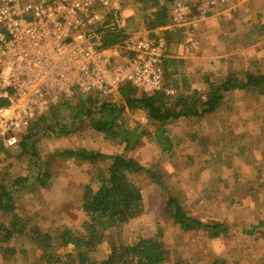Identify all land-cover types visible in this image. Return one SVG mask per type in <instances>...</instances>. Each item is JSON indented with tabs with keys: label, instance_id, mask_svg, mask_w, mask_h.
<instances>
[{
	"label": "rangeland",
	"instance_id": "rangeland-1",
	"mask_svg": "<svg viewBox=\"0 0 264 264\" xmlns=\"http://www.w3.org/2000/svg\"><path fill=\"white\" fill-rule=\"evenodd\" d=\"M235 2L239 6L234 9ZM223 8L227 19L217 37L209 33L207 42L216 44V50H206L204 24L215 10ZM208 11L200 22L202 41L198 47L184 43L181 33L176 31L175 40L178 35L182 38L176 56L180 87L188 92L206 93L211 81L220 83L229 72L248 70L263 74L264 0H216ZM132 13L131 9L121 7L118 17L113 11L105 24L118 30ZM174 20L172 9L170 22L161 28L165 36L167 26ZM228 20L231 23L224 25ZM122 32L110 33L113 44L123 45L125 37L135 31ZM116 96L119 94L103 97ZM72 109L65 108L55 120L40 117L24 134V139L28 136V152L23 147L18 151L8 147L0 150V185L8 184L11 188L14 181L19 182L18 190H11L17 194L18 212L23 219L51 232L71 224L82 235L87 233L90 218L83 209L84 189L97 176L98 169L109 165V160L98 159L95 164L68 157L64 152L85 148L105 154L120 153L145 164L157 163L169 191L178 198L179 207H168V190L164 194L148 174L142 175L138 184L145 195V210L126 227L119 228L114 238L101 244L99 261L114 243L126 244L133 237L151 236L162 228L170 250L166 264H264V93L230 88L224 104L215 113L173 121L167 125L173 152H164L155 138L158 125L149 120L147 109L127 114L128 126H141L151 133L140 146L108 139L95 129L86 114L74 119ZM64 126L66 132L61 130ZM34 159L49 164L52 175L45 187L36 183ZM26 178L29 183H24ZM1 205L0 264H32L41 260L40 253L46 248L35 246L28 253L21 251L28 245L23 236L14 243L15 251L5 253L8 241L4 226L9 222ZM186 221L196 223L186 229ZM217 222L227 224L228 231L213 237L209 226ZM254 228L255 232L250 233ZM30 230L31 224L27 232Z\"/></svg>",
	"mask_w": 264,
	"mask_h": 264
},
{
	"label": "trees",
	"instance_id": "trees-1",
	"mask_svg": "<svg viewBox=\"0 0 264 264\" xmlns=\"http://www.w3.org/2000/svg\"><path fill=\"white\" fill-rule=\"evenodd\" d=\"M173 3L174 0H121L122 9L133 11L125 20V30L136 32L144 28L155 30L165 27L172 18ZM177 34L176 31H167L168 46L162 63V89L152 94L138 93L132 84L127 83L121 87L119 96L112 99L100 95L97 97L94 94L77 95L54 105L44 115L43 120L48 118L55 120L65 108L70 107L73 108L74 119L86 114L95 129L104 133L108 139L140 146L145 143V137L147 138L151 133L144 127L141 129V126L133 128L128 126L129 115L127 114L147 109L149 120L158 125L155 138L164 152H173L174 143L167 128V125L173 121L182 117H204L215 113L224 104L226 92L230 88L264 93V73L258 74L248 70L235 72L238 75L229 72L220 83L211 81L210 91L206 93L188 92L181 88L177 76L179 62L176 56L182 38L180 40L178 35L175 40ZM111 37V34L104 36L103 47L113 44ZM61 130L67 131L65 126ZM27 144L28 136L25 139L23 137L21 143V147L26 152H28ZM5 147L0 141V150ZM64 153L68 157H74L80 161L88 160L95 164L98 159L109 160V165L98 169L97 176L84 189L83 209L90 218L87 233L82 235L71 224H63L61 228L51 232L44 230L37 223L32 224L30 220L23 219L24 216L18 212L17 194L15 195L16 192L11 190L17 191L19 182L14 181L11 188L8 184H1L0 203L6 216L5 220L9 222L4 226V236L8 241L4 249L5 253L15 251L14 243L23 236L28 245L21 251L28 253L29 249L35 246L46 248L40 253L41 260L34 262L35 264H166L170 250L165 243L162 228L151 236L133 237L126 244L114 243L111 251L101 261L97 258L101 244L109 238H114L120 232L119 228L126 227L145 210V195L138 184L142 175L148 174L164 194L168 190V198H166L168 207H179V200L169 191L170 187L158 164H145L124 154H105L85 148L67 149ZM32 163L37 167L34 172L37 177L36 183L43 187L47 186L52 175L48 169L49 164L44 161L39 162L38 159H34ZM20 181L23 182L22 179ZM27 182L29 183V179H24V183ZM195 223L186 221L185 228L191 229ZM30 224L32 230L28 233ZM209 227L213 237H220L228 231V225L223 222H217ZM255 228L250 230V233H254Z\"/></svg>",
	"mask_w": 264,
	"mask_h": 264
},
{
	"label": "built area",
	"instance_id": "built-area-1",
	"mask_svg": "<svg viewBox=\"0 0 264 264\" xmlns=\"http://www.w3.org/2000/svg\"><path fill=\"white\" fill-rule=\"evenodd\" d=\"M120 1L0 0V141L6 147L20 150L24 134L64 99L116 95L127 83L146 94L163 88L168 43L161 28L103 47L105 35L124 28L105 24L113 11L118 17ZM214 3L176 0V20L167 29L198 47L200 22Z\"/></svg>",
	"mask_w": 264,
	"mask_h": 264
},
{
	"label": "crops",
	"instance_id": "crops-1",
	"mask_svg": "<svg viewBox=\"0 0 264 264\" xmlns=\"http://www.w3.org/2000/svg\"><path fill=\"white\" fill-rule=\"evenodd\" d=\"M240 1H243V0H240ZM230 3H231V1H230ZM238 4L239 3L235 2V4L233 5L234 9L236 8L235 6H237ZM241 6H244V4H242ZM225 9L226 8L215 10L211 14V16L209 17V19L207 20V22L204 24V39H203V45L206 44L204 46V49H206V50H210V51L216 50V44H212V42H211L210 45H207V42L208 41L210 42V38H209V33L210 32L214 33L213 34V37H217L218 31L221 30V28H220L221 24H223L224 19H227V17L224 18L225 15L223 14V13H225ZM230 23H231V21L228 20V21H226V24H224V25H227V24H230ZM239 24H240V22L237 20V26L238 27H239ZM121 30H123L125 33H127V31L125 30V26ZM205 31H206V33H205ZM124 32H122V33H124ZM111 35H113V34H111ZM210 37L212 38V36H210ZM243 39H244V37H243Z\"/></svg>",
	"mask_w": 264,
	"mask_h": 264
}]
</instances>
